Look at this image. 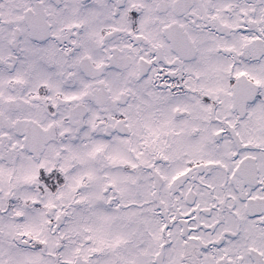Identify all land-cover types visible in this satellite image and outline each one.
Listing matches in <instances>:
<instances>
[{"label":"snow or ice","instance_id":"1","mask_svg":"<svg viewBox=\"0 0 264 264\" xmlns=\"http://www.w3.org/2000/svg\"><path fill=\"white\" fill-rule=\"evenodd\" d=\"M0 264H264V0H0Z\"/></svg>","mask_w":264,"mask_h":264}]
</instances>
